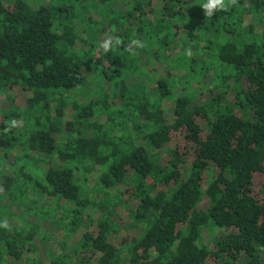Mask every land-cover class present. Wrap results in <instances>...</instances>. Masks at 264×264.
<instances>
[{
	"label": "trees",
	"instance_id": "1",
	"mask_svg": "<svg viewBox=\"0 0 264 264\" xmlns=\"http://www.w3.org/2000/svg\"><path fill=\"white\" fill-rule=\"evenodd\" d=\"M204 2L0 0V264H264V0Z\"/></svg>",
	"mask_w": 264,
	"mask_h": 264
},
{
	"label": "clouds",
	"instance_id": "2",
	"mask_svg": "<svg viewBox=\"0 0 264 264\" xmlns=\"http://www.w3.org/2000/svg\"><path fill=\"white\" fill-rule=\"evenodd\" d=\"M237 0H205L204 3L200 5L203 9V12L208 16L212 17L217 11H227L230 6L236 5ZM121 44V40L118 37H113L111 34L106 33L105 39L100 43V48L103 49L105 53L111 51L114 47L119 46ZM131 45L135 47H143L144 45L138 39H133L131 41ZM130 54H135L133 48L130 46L128 48ZM18 121L12 120L10 121V127H16ZM7 221L5 220L3 224H0V227H7Z\"/></svg>",
	"mask_w": 264,
	"mask_h": 264
},
{
	"label": "rangeland",
	"instance_id": "3",
	"mask_svg": "<svg viewBox=\"0 0 264 264\" xmlns=\"http://www.w3.org/2000/svg\"><path fill=\"white\" fill-rule=\"evenodd\" d=\"M149 67H153V64H151ZM222 71H223V70H222ZM166 72H167V73H170V76H171V73H172L173 75H177L176 72L173 71L172 66L169 67V69L167 68V69H166ZM223 72H224V74H229L230 70H229V69H224ZM143 73H144V72L139 73V74L137 75V78H136V79H138V80H145L147 77L150 76V74H147L146 72H145V74H143ZM213 76L219 77V76H220V72H219V71L217 72V71H215V70H209V72L207 73V75L204 76V78H205V80H204L205 83H206V84L210 83V78H213ZM177 81H178V83L175 84V86H176L177 88L174 86L176 92H178L179 90H181V86H183V85H182V84H183L182 81H180L179 79H178ZM195 92H196V94H197V95L194 97V99H195L196 102L205 101V100H207V99L210 98V94H208V92H206V91L204 90V87L201 86V85H198V86L195 87ZM94 93H95V92H94ZM1 105H2V106H4V105H5V106H8L9 103L6 102V101H4V100H2V101H1ZM91 179H92V177H90V180H91ZM91 181H92V180H91ZM260 181H261V176H258V177L256 178V182L259 183ZM24 216H27V215L24 214ZM24 216H23V217H24ZM15 220H16V218H15L13 221L15 222ZM18 223H19V225H22V221H21V220H19ZM48 228H49V227H48ZM49 229H50V228H49ZM40 247H42V248H41V251L45 249L43 245H40ZM39 250H40V248H39Z\"/></svg>",
	"mask_w": 264,
	"mask_h": 264
}]
</instances>
